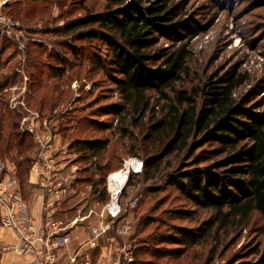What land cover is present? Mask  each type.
Here are the masks:
<instances>
[{
	"label": "rangeland",
	"instance_id": "374dc122",
	"mask_svg": "<svg viewBox=\"0 0 264 264\" xmlns=\"http://www.w3.org/2000/svg\"><path fill=\"white\" fill-rule=\"evenodd\" d=\"M169 1L176 7L180 22L159 37L158 47L187 43L190 54L181 79L165 90L168 96L175 90L194 91L214 75H243L245 81L234 98H246L248 109L261 112L264 0ZM0 4V15L5 18L0 22V177L14 176L24 199L31 198L35 192L42 194L43 187L39 182L28 184L32 166L44 167L49 162L57 170L55 165L59 164L58 179L69 174L75 177L66 180L67 192L55 203L56 217L68 224L88 214L75 224L85 227L100 220L111 222V229L100 239L103 243L110 242L111 236L117 238L116 232L111 233L115 226L129 224L130 233L121 234L130 244L133 259L135 249L141 262L257 264L264 245V215L257 211L246 222H215L208 238L178 253L168 251L182 247L179 243L157 242L172 234V225L195 232L215 218V210L197 207L167 182L173 170L195 157L219 159L221 156L202 152L211 148L209 144L193 152L186 148L167 154L153 178L146 177L144 168L137 172L128 165L124 185L116 202L113 199L109 175L123 168L125 160L143 161L145 153L155 146L141 140L142 123L135 125L132 116L126 117L127 136L118 129L123 100L113 83V77L119 76L109 68L108 48L99 40H75L63 32L67 22L87 12L102 11L105 0H0ZM149 95L151 105L144 121L162 114L164 100L155 91ZM196 101L201 105L203 98L197 94ZM14 125L32 139V146L22 154L14 147L16 141H8ZM84 138L105 139L107 148L99 156L88 157V152L76 151L74 144ZM21 144L25 146L24 141ZM133 144L137 154L131 152ZM24 157L33 162L21 180L17 168ZM112 203L120 208L114 219L107 211ZM175 210L189 213L179 217ZM0 229L7 228L0 222ZM94 250L97 248L90 253Z\"/></svg>",
	"mask_w": 264,
	"mask_h": 264
},
{
	"label": "trees",
	"instance_id": "16d2710c",
	"mask_svg": "<svg viewBox=\"0 0 264 264\" xmlns=\"http://www.w3.org/2000/svg\"><path fill=\"white\" fill-rule=\"evenodd\" d=\"M175 12L176 7L169 0H105L102 11L87 12L63 27L64 34L73 35L75 40H99L108 48L109 68L119 76L113 77V83L123 100L118 129L127 136L126 117L132 116L135 125L142 123L141 140L155 146L142 161L147 178L155 177L163 158L175 151L188 148L193 152L209 144L211 148L202 152L221 156L217 160L205 155L195 157L168 175L167 182L197 207L216 211L215 218L195 232L172 225V234L157 241L179 243L182 247L168 251L172 254L202 243L210 236L215 222H246L253 211L264 215V109L254 113L246 107V98H234L245 81L243 75H214L194 91L175 90L173 96H168L165 90L181 79L190 54L187 43L158 47L159 37L179 25ZM150 91L164 100L162 114L144 121L151 105ZM197 94L203 98L201 105L196 101ZM139 135L136 134L137 139ZM11 137L8 141H16L18 154L32 146L31 137L18 131L17 125ZM107 143L97 138L74 141L76 151L88 152L86 156L91 158L101 155ZM135 146L133 154H137ZM32 162L29 157L18 161L17 175L21 180ZM201 162L206 163L200 165ZM174 213L180 217L189 212ZM133 256V261L124 264H154L152 260L139 261L135 249ZM257 264H264V245Z\"/></svg>",
	"mask_w": 264,
	"mask_h": 264
},
{
	"label": "built area",
	"instance_id": "2783aa9c",
	"mask_svg": "<svg viewBox=\"0 0 264 264\" xmlns=\"http://www.w3.org/2000/svg\"><path fill=\"white\" fill-rule=\"evenodd\" d=\"M4 21V16L0 15V22ZM142 163L140 160L138 167L130 166L133 171L139 172L142 170ZM32 168L36 169L38 182L43 186L41 193L44 201L40 221H37L32 214L16 178L14 176L0 177V222L2 226L9 228L15 235V241L6 243L3 250L29 257V261L25 264H89L90 250L99 247L98 244L102 235L112 227L111 222L100 220L97 223L88 224L89 238L81 243L77 250L71 251L63 259L60 251L70 241V236L66 230L69 226L75 225L87 217L78 216L68 224L56 217L55 203L67 192L66 180H71L75 175L69 174L64 180H60L55 177L53 171L57 173V170H54L49 162H46L44 167L35 164ZM50 171L52 172L51 178ZM114 195L113 199L116 202L119 192L116 197ZM107 211L111 219H114L119 215L120 208L116 203H112ZM120 226H115L116 233H130L131 226L129 224ZM81 248L83 249L81 250ZM112 254H116V248L110 253L107 252L108 262L106 264H118L117 260L112 258ZM118 254H123L127 262L133 261L129 242L119 248Z\"/></svg>",
	"mask_w": 264,
	"mask_h": 264
},
{
	"label": "crops",
	"instance_id": "0c3cea01",
	"mask_svg": "<svg viewBox=\"0 0 264 264\" xmlns=\"http://www.w3.org/2000/svg\"><path fill=\"white\" fill-rule=\"evenodd\" d=\"M59 164L55 165V169H57V173H59L58 169ZM57 173L54 172L55 177L58 176ZM28 184L35 185L36 182H38V174L35 168H31L29 170L28 174ZM27 201L30 210L32 214L35 216L37 221L41 220L42 217V208H43V195L40 194V192H35L33 194V197L31 198H25ZM88 214H85L84 216H87ZM1 230L2 233H1ZM66 232L70 236V241L63 247L61 252V257L63 259L66 258L67 254L71 251L77 250L79 245L81 243H84L90 236V233L88 231V227H85L83 225H72L69 226V228L66 230ZM118 241L111 236V241L108 243H103L102 240L99 241V247L97 250H94L89 255V264H106L108 262L107 252L114 251L116 248V254H112V258L118 263V264H124L125 258L123 257V254H118L119 248H121L127 241L124 239L123 235L116 233ZM15 241V235L14 233L9 229H0V264H25L29 261V257L27 256H20L16 255L12 252L4 251L3 246L6 243H13ZM83 248H81L82 250ZM127 262V261H126Z\"/></svg>",
	"mask_w": 264,
	"mask_h": 264
},
{
	"label": "bare ground",
	"instance_id": "6f19581e",
	"mask_svg": "<svg viewBox=\"0 0 264 264\" xmlns=\"http://www.w3.org/2000/svg\"><path fill=\"white\" fill-rule=\"evenodd\" d=\"M139 162L140 161L135 158H130L126 160L123 168L116 170L109 175V182L111 183L114 190L113 195L116 193V191L119 192L124 185V175L127 172V166L133 165L138 167Z\"/></svg>",
	"mask_w": 264,
	"mask_h": 264
},
{
	"label": "water",
	"instance_id": "95a60500",
	"mask_svg": "<svg viewBox=\"0 0 264 264\" xmlns=\"http://www.w3.org/2000/svg\"><path fill=\"white\" fill-rule=\"evenodd\" d=\"M117 195H118V192H116L114 196L116 197Z\"/></svg>",
	"mask_w": 264,
	"mask_h": 264
}]
</instances>
